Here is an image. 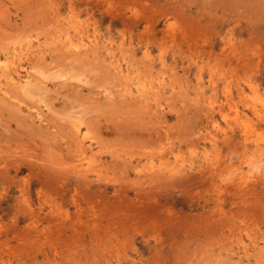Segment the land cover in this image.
Here are the masks:
<instances>
[{
  "label": "rangeland",
  "instance_id": "obj_1",
  "mask_svg": "<svg viewBox=\"0 0 264 264\" xmlns=\"http://www.w3.org/2000/svg\"><path fill=\"white\" fill-rule=\"evenodd\" d=\"M0 264H264V0H0Z\"/></svg>",
  "mask_w": 264,
  "mask_h": 264
}]
</instances>
